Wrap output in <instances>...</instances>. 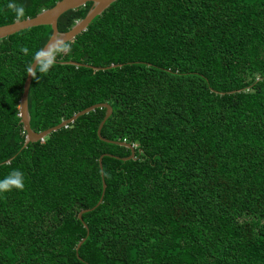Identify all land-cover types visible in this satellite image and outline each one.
I'll use <instances>...</instances> for the list:
<instances>
[{
  "label": "trees",
  "instance_id": "1",
  "mask_svg": "<svg viewBox=\"0 0 264 264\" xmlns=\"http://www.w3.org/2000/svg\"><path fill=\"white\" fill-rule=\"evenodd\" d=\"M56 1L15 0L24 18ZM50 33L0 39V179L25 177L0 193V264H264V0H114L30 78L31 130L106 103L100 136L127 160L96 135L104 108L24 145L18 100Z\"/></svg>",
  "mask_w": 264,
  "mask_h": 264
},
{
  "label": "water",
  "instance_id": "2",
  "mask_svg": "<svg viewBox=\"0 0 264 264\" xmlns=\"http://www.w3.org/2000/svg\"><path fill=\"white\" fill-rule=\"evenodd\" d=\"M113 1L114 0H58L51 7L41 9L33 17H26L20 22H18L17 20H14L11 23L0 25V39L4 38L10 34H13L19 30H22V29H26V28H30V27H34V26H39V25H49L50 29H51V33H50L47 41L45 42V44L43 45L42 48H46L48 44H50L53 40H55L58 37H63L65 39V41H70L78 33H80L81 31H83L86 28V26L88 25V23L91 21V19L94 16L100 14ZM86 2H90L91 5H90L89 9L87 10V12L85 13L84 17L77 19L68 30H66L64 32H58L56 29L57 17L61 13H63L64 11H66L68 9H75L79 6H83ZM32 62L30 64H32ZM69 63H73V62H69ZM34 64H35V62H33V66H34ZM115 66H118V65L117 64H110L109 66L104 67V68L115 67ZM91 68L92 69H104V68H97V67H91ZM30 78H31V76H29L28 72L26 71V75H25V78H24V81L22 84V90H21V94H20V97L18 100V106H17L19 122L21 123L22 130L25 133L24 145L28 142H35V141L42 139L44 136H46L50 132L55 131V130L65 126L66 124L72 122L75 118H77L78 116H80L82 114H85L89 111H92L95 108H104L105 111H104L103 117L100 120V122L98 123V126L96 128L97 137L102 141L113 142L119 146H123V147L129 149V155L127 157L120 158L121 160H127V159H130L133 157V146L131 144L126 143L124 141H120V142L109 141V140L104 139L100 136L101 126H102L103 122L105 121V119L111 113V107L106 103L92 104V105H90V106H88L82 110L75 112L69 118L62 120L58 124L51 126V127H48L42 131L34 132L33 130H31L29 127V116H28V112H27V92H28V86H29ZM100 158L101 157L98 158V166H99V169L101 170V163H100L101 159ZM104 188H105V183L103 182V179L101 178V195H100L98 201L96 202L95 206L100 203L101 197H102V192H103ZM91 209L92 208L83 209V210L79 211L77 214V218L80 219L81 214L83 212L91 210ZM83 226L85 227V225H83ZM82 240L83 239H81L77 243L75 249L78 248V246L80 245Z\"/></svg>",
  "mask_w": 264,
  "mask_h": 264
},
{
  "label": "clouds",
  "instance_id": "3",
  "mask_svg": "<svg viewBox=\"0 0 264 264\" xmlns=\"http://www.w3.org/2000/svg\"><path fill=\"white\" fill-rule=\"evenodd\" d=\"M7 7L15 14V19L20 22L25 17V7L22 4H17L15 0H9ZM20 52L24 55L29 54V48L22 46ZM72 52L71 43L65 41L63 37H58L53 40L46 48L38 49L32 55L33 66L30 64L27 67L28 75L32 79L39 82V79L44 74L48 73L57 63L58 58L66 56ZM39 73V75H38ZM24 173L18 169L9 172L3 179H0V193L11 192L13 189L23 191L25 187Z\"/></svg>",
  "mask_w": 264,
  "mask_h": 264
}]
</instances>
